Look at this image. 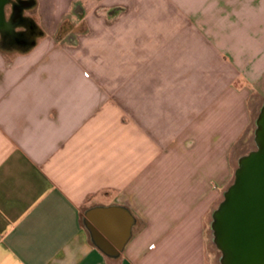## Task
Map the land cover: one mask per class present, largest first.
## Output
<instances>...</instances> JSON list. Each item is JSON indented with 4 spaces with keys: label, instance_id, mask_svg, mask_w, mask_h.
Masks as SVG:
<instances>
[{
    "label": "crops",
    "instance_id": "0c3cea01",
    "mask_svg": "<svg viewBox=\"0 0 264 264\" xmlns=\"http://www.w3.org/2000/svg\"><path fill=\"white\" fill-rule=\"evenodd\" d=\"M263 84L264 0H0V264H209ZM109 206L116 257L86 224Z\"/></svg>",
    "mask_w": 264,
    "mask_h": 264
},
{
    "label": "water",
    "instance_id": "95a60500",
    "mask_svg": "<svg viewBox=\"0 0 264 264\" xmlns=\"http://www.w3.org/2000/svg\"><path fill=\"white\" fill-rule=\"evenodd\" d=\"M255 125L256 148L238 159L233 181L212 212V242L220 264H264V103ZM86 217L94 244L107 256H118L134 224L129 211L94 207Z\"/></svg>",
    "mask_w": 264,
    "mask_h": 264
},
{
    "label": "rangeland",
    "instance_id": "374dc122",
    "mask_svg": "<svg viewBox=\"0 0 264 264\" xmlns=\"http://www.w3.org/2000/svg\"><path fill=\"white\" fill-rule=\"evenodd\" d=\"M29 11H30L29 12L30 14L28 15H29L30 21L32 22L40 21V18L36 14H34L33 11L32 12L31 10ZM78 31L79 30L76 29L74 32H78ZM61 41L67 42L66 39H62ZM263 103H264V84L259 89H255V95L251 98V101H250L251 113H252L251 123H250L248 130L242 135V137L239 139V141L237 142L235 146V151H234L235 169L237 167L238 159L241 156L247 154L248 152L256 148V144L254 140V131L256 127L255 121H256V118L259 114V111ZM233 178H234V175H233ZM216 207L213 209V211L216 209ZM211 216H212V213L207 218V231H206L207 251L211 256V260L209 261V264H220L219 263L220 251L216 248V246L212 242V232L210 228ZM213 254H214V259H213Z\"/></svg>",
    "mask_w": 264,
    "mask_h": 264
},
{
    "label": "trees",
    "instance_id": "16d2710c",
    "mask_svg": "<svg viewBox=\"0 0 264 264\" xmlns=\"http://www.w3.org/2000/svg\"><path fill=\"white\" fill-rule=\"evenodd\" d=\"M70 30L75 31L76 29L73 27L71 23H68L67 19H64L59 26L57 32V38L61 39ZM79 30L83 31L84 29L80 27Z\"/></svg>",
    "mask_w": 264,
    "mask_h": 264
},
{
    "label": "flooded vegetation",
    "instance_id": "af4514ba",
    "mask_svg": "<svg viewBox=\"0 0 264 264\" xmlns=\"http://www.w3.org/2000/svg\"><path fill=\"white\" fill-rule=\"evenodd\" d=\"M28 34V33H27Z\"/></svg>",
    "mask_w": 264,
    "mask_h": 264
}]
</instances>
